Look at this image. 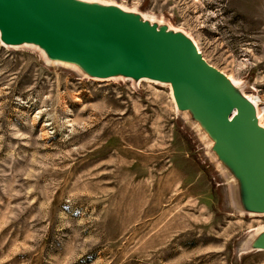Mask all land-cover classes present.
I'll use <instances>...</instances> for the list:
<instances>
[{
  "label": "rangeland",
  "instance_id": "rangeland-1",
  "mask_svg": "<svg viewBox=\"0 0 264 264\" xmlns=\"http://www.w3.org/2000/svg\"><path fill=\"white\" fill-rule=\"evenodd\" d=\"M100 2L187 36L264 125V0ZM119 66L0 32V264H264L261 177L188 109L190 83Z\"/></svg>",
  "mask_w": 264,
  "mask_h": 264
},
{
  "label": "water",
  "instance_id": "water-1",
  "mask_svg": "<svg viewBox=\"0 0 264 264\" xmlns=\"http://www.w3.org/2000/svg\"><path fill=\"white\" fill-rule=\"evenodd\" d=\"M0 23L10 37L29 35L44 39L55 45L60 53H71L77 60H89L95 65H105L108 69L111 66L130 65L133 68L144 64V70L158 71L178 84L187 81L190 86L183 83V89H186L185 98L189 101H182L197 105L223 128L230 142L229 146H233L232 153L238 154L236 158L240 162H249L250 168L261 177L264 184V169L260 168L264 167V160L255 153L244 151L243 146L248 145L249 136L244 131L236 130L239 121L253 123L254 118L251 115L246 118L242 113L230 121V107L215 100L213 90H209L210 87L219 88L224 82L222 77L201 60L192 45L182 37L165 38L118 13L103 12L93 15L86 11H74L59 0H0ZM162 41L172 48L173 56L184 55L190 63L178 58L172 61L170 53L163 49ZM100 48L104 49L103 52ZM124 48L125 58L128 60L120 62L115 56ZM151 51L162 56L166 66L164 70L150 66L147 56ZM215 107L225 113L223 118L217 114ZM256 132L258 144L264 148V130Z\"/></svg>",
  "mask_w": 264,
  "mask_h": 264
},
{
  "label": "bare ground",
  "instance_id": "bare-ground-1",
  "mask_svg": "<svg viewBox=\"0 0 264 264\" xmlns=\"http://www.w3.org/2000/svg\"><path fill=\"white\" fill-rule=\"evenodd\" d=\"M59 1L63 4H65L71 10L86 11V12H89L93 15H97V14L103 13V12L121 14L122 16L129 18L132 21L140 23L141 25L149 28L151 31H153L159 35L164 36L165 38L166 37L167 38L168 37L176 38L178 36L182 37V39H184L185 41H188L192 45L193 49L199 55H201L198 48H197L198 47L197 44L195 42L191 41L187 36L177 34V33L173 34L170 31L163 32L162 27L156 28V27H154L152 22L148 23L146 20L147 17L143 16L142 18H140V17H138L136 12H130L128 9H126L122 6H118L116 4H110V3H101L100 0H76L75 2H70L68 0H59ZM152 21L154 22V20H152ZM0 32L2 34H4L6 32V29L2 23H0ZM20 40L24 41L25 43L38 44V45L44 47L46 50L49 51V53L53 54V56L55 57V59L57 61L62 62L64 64L85 66L91 70L93 68V65L96 67V65L89 60H87V61L77 60L75 58V56L71 53H64V54L60 53L55 45H51L50 43H48L44 39L37 38L35 36L25 35V36L20 37ZM143 40H145V39H142V41ZM167 43H168V41H167ZM161 44L163 46V49H166L165 51L170 53L172 61H174L175 59L178 58L179 60H181L185 63H190V61L187 59L186 56L179 55V54L173 56L172 52H171L172 48L169 45L163 43V41L161 42ZM31 46H33V45H31ZM179 50L183 51L182 49H179ZM185 54H186V52H185ZM147 57H148L147 59H148L151 67H156L158 69H163V70L166 68L164 62L162 61V56L160 54H157L154 51H151V53L148 54ZM113 67L112 66L110 67L111 71L114 70ZM121 68L119 67V69H121ZM211 68L214 69V67H211ZM144 69H145L144 64L136 65L133 67V70H136V71L139 70L141 72H143ZM214 70L222 77V80L224 82L221 84V86L219 88L217 87V88L212 89L210 87L209 90L210 91L213 90L212 94H213V97L215 100L220 101L224 105H228L229 107L231 106L230 107V109H231L230 121H233L235 118H237L242 113H244V116L246 118L249 117L250 115L254 118L255 121L253 123H245L243 121H239L240 123L236 124V130L244 131V133H246L247 136H249L248 145L243 146L244 151H246V153H249V154L255 153L258 155L259 158L264 160V148H263V146L260 147V145L258 144V136H257V132H256V130H262V129L264 130V125L260 124V121H262L263 116L259 115L257 102L255 100L250 99L249 96H245L244 94H242L243 98H240V99L237 98V100H235L236 104H233V102H232L233 97H235L236 93H239L238 82H236L235 80H232L231 78L224 75L223 73H221L217 69H214ZM115 72H117V71H115ZM112 73H114V72H112ZM130 73H132V71ZM160 79H161V81H167L168 79H171L174 81V79H172V78L166 79V77L160 78ZM209 82H211V80H209ZM209 84H211V83H209ZM174 96H175L174 102L176 103V106L178 107L179 99H178L177 95H175V93H174ZM241 104H243V106H244L243 109L240 108ZM188 109L197 110L199 112V114H201L202 117L205 118L209 122V124L212 123L214 125L212 117L203 114L201 112V109H199V107L194 106V107L188 108ZM213 129L216 132L218 131L217 134L219 137L222 136V132L217 127H216V129L215 128H213ZM229 148L233 149V146L230 144ZM260 168L264 169V167H262V166ZM247 186H248V184H247ZM256 188H258V189H257V192L255 194L254 199H252L253 193L250 194V198L252 199V201L259 200V198L262 196L261 185H258V187L256 186Z\"/></svg>",
  "mask_w": 264,
  "mask_h": 264
}]
</instances>
